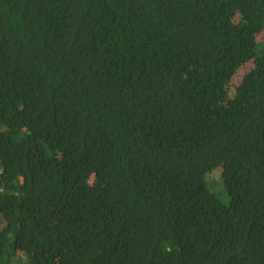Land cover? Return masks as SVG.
<instances>
[{
    "label": "trees",
    "instance_id": "obj_1",
    "mask_svg": "<svg viewBox=\"0 0 264 264\" xmlns=\"http://www.w3.org/2000/svg\"><path fill=\"white\" fill-rule=\"evenodd\" d=\"M263 28L264 0H0V264H264Z\"/></svg>",
    "mask_w": 264,
    "mask_h": 264
},
{
    "label": "rangeland",
    "instance_id": "obj_2",
    "mask_svg": "<svg viewBox=\"0 0 264 264\" xmlns=\"http://www.w3.org/2000/svg\"><path fill=\"white\" fill-rule=\"evenodd\" d=\"M258 41H264V28L263 30L261 31V33L258 35ZM253 67V62L250 61V62H247L246 64H244L243 66L240 67V69L238 70V72L234 75L233 79L231 80V86L232 88L239 84L241 82V80L243 79L244 75L249 72V70ZM232 88H231V91H232ZM215 177L217 179H220L221 178V169H218L215 171L214 173ZM211 188L214 192H216L218 194V196L220 197V199L223 201V202H228L229 201V196L227 194V191L224 187V190L221 194H219L214 186L211 184Z\"/></svg>",
    "mask_w": 264,
    "mask_h": 264
}]
</instances>
